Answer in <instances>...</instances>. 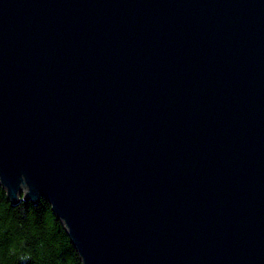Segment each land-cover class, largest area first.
<instances>
[{
    "label": "water",
    "instance_id": "water-1",
    "mask_svg": "<svg viewBox=\"0 0 264 264\" xmlns=\"http://www.w3.org/2000/svg\"><path fill=\"white\" fill-rule=\"evenodd\" d=\"M0 184L81 264H264V0H0Z\"/></svg>",
    "mask_w": 264,
    "mask_h": 264
},
{
    "label": "trees",
    "instance_id": "trees-1",
    "mask_svg": "<svg viewBox=\"0 0 264 264\" xmlns=\"http://www.w3.org/2000/svg\"><path fill=\"white\" fill-rule=\"evenodd\" d=\"M0 264H81L77 251L50 203L12 204L0 184Z\"/></svg>",
    "mask_w": 264,
    "mask_h": 264
}]
</instances>
